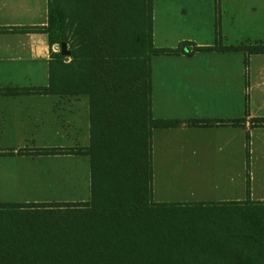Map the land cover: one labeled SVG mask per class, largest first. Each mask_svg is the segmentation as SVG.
<instances>
[{
    "label": "crops",
    "instance_id": "1",
    "mask_svg": "<svg viewBox=\"0 0 264 264\" xmlns=\"http://www.w3.org/2000/svg\"><path fill=\"white\" fill-rule=\"evenodd\" d=\"M48 4L49 0H0V90L48 87L51 52L59 47L49 45L43 32L14 31L46 27ZM152 4L153 46L176 49L187 44L184 53L150 59L151 116L179 122L175 128L151 131L153 184L163 175H231L226 181L233 184L235 201H242L247 191V144L249 157L264 154V55L194 48L264 44L259 37L264 34V0ZM89 117L87 94L0 96V153L12 152L0 155V167L14 174L26 162L54 158L66 161L69 169L83 168L90 185L87 155L33 154L87 149ZM154 196L167 197L153 189V201Z\"/></svg>",
    "mask_w": 264,
    "mask_h": 264
},
{
    "label": "trees",
    "instance_id": "2",
    "mask_svg": "<svg viewBox=\"0 0 264 264\" xmlns=\"http://www.w3.org/2000/svg\"><path fill=\"white\" fill-rule=\"evenodd\" d=\"M152 12V0H49L46 27L14 30L43 32L48 35L49 45L59 47L65 43L70 52L68 57L51 52L47 88L1 89L0 96L88 95L89 147L33 154L87 155L90 199L81 203L0 204V211L49 213L62 224L56 238H51L54 240L43 242L48 248L9 246L17 240L0 236V264L195 263V255L188 258L178 253L162 234L168 221L183 217L193 206L157 204L152 199L151 131L175 128L179 122L151 116L150 59L184 53L187 45L155 48ZM194 50L264 55V44L224 47L217 43L215 47ZM260 122L264 125V120ZM246 158L248 161V144ZM219 205L256 215L264 210V201ZM260 223L249 221L244 225L239 235L242 248L235 253L208 254L206 263L264 264Z\"/></svg>",
    "mask_w": 264,
    "mask_h": 264
},
{
    "label": "rangeland",
    "instance_id": "3",
    "mask_svg": "<svg viewBox=\"0 0 264 264\" xmlns=\"http://www.w3.org/2000/svg\"><path fill=\"white\" fill-rule=\"evenodd\" d=\"M259 37L264 39V34H259ZM252 148L250 144V149ZM61 164L63 169L59 168ZM83 171V168L69 169L66 161L54 158L26 162L25 168L14 174L13 171L0 167V203L87 202L90 199V185L87 173ZM246 172L244 178L249 193L245 191L242 201H264L261 200L264 199V154L257 158L251 153ZM161 177L162 180L159 177L154 179L152 198L153 189L155 193L159 191L167 197L158 200L159 197L154 196L153 202L193 206V209L185 212L183 217L168 221L162 229V234L175 246L178 253L188 258L195 255L193 264H208L206 263L208 254L221 255L233 251L235 253L242 248L239 235L249 221L261 222L262 228L259 229V233L264 237V210L256 215L252 211L245 212L219 205L236 200L237 195L231 192L233 184L226 181L232 177L231 175L219 176L196 172ZM52 218L49 213L16 209L0 211V236L2 239L8 236L9 239L17 240L9 246L48 248L43 242L53 237L55 239L62 226Z\"/></svg>",
    "mask_w": 264,
    "mask_h": 264
},
{
    "label": "water",
    "instance_id": "4",
    "mask_svg": "<svg viewBox=\"0 0 264 264\" xmlns=\"http://www.w3.org/2000/svg\"><path fill=\"white\" fill-rule=\"evenodd\" d=\"M59 52L62 57H68L70 55V52L67 50V46L65 43H62L59 46Z\"/></svg>",
    "mask_w": 264,
    "mask_h": 264
}]
</instances>
